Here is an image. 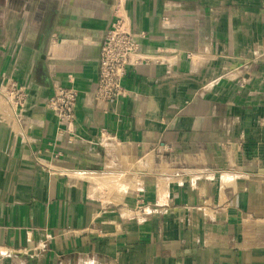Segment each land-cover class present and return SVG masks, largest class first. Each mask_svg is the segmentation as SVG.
Segmentation results:
<instances>
[{
  "label": "crops",
  "instance_id": "1",
  "mask_svg": "<svg viewBox=\"0 0 264 264\" xmlns=\"http://www.w3.org/2000/svg\"><path fill=\"white\" fill-rule=\"evenodd\" d=\"M0 264H264V0H0Z\"/></svg>",
  "mask_w": 264,
  "mask_h": 264
},
{
  "label": "built area",
  "instance_id": "2",
  "mask_svg": "<svg viewBox=\"0 0 264 264\" xmlns=\"http://www.w3.org/2000/svg\"><path fill=\"white\" fill-rule=\"evenodd\" d=\"M138 44L134 38L123 29L119 21L112 23L104 36L98 61V79L95 90L96 98L112 100L124 93L122 78L125 67L131 62ZM7 94L13 102L22 105L25 93L14 80L6 85ZM76 91L72 88L58 86L49 98L47 105L54 112L60 125L69 127L74 120Z\"/></svg>",
  "mask_w": 264,
  "mask_h": 264
}]
</instances>
